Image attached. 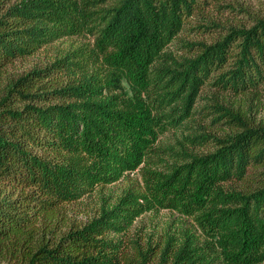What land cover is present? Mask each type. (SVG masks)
I'll use <instances>...</instances> for the list:
<instances>
[{"label":"trees","instance_id":"1","mask_svg":"<svg viewBox=\"0 0 264 264\" xmlns=\"http://www.w3.org/2000/svg\"><path fill=\"white\" fill-rule=\"evenodd\" d=\"M237 9L244 20L209 17ZM190 29L211 36L178 39ZM83 32L94 36L92 49L77 45L16 76L4 72L15 59ZM202 89L213 102L197 108ZM230 97L248 110L264 103V13L248 6L20 0L4 9L0 264L264 262V124L226 105ZM197 113L237 130L216 137ZM170 127L191 129L179 132L188 143L170 149L175 160L165 171L145 167L143 190L128 187L89 220L68 222L66 205L142 168ZM157 207L191 215L207 236L167 232L143 249L128 233L138 215Z\"/></svg>","mask_w":264,"mask_h":264},{"label":"rangeland","instance_id":"2","mask_svg":"<svg viewBox=\"0 0 264 264\" xmlns=\"http://www.w3.org/2000/svg\"><path fill=\"white\" fill-rule=\"evenodd\" d=\"M18 1L20 0H0V13L10 5L17 3ZM230 1H232L237 7H239L240 5L248 6L250 12L252 13H264V0ZM235 14L236 16L234 17L233 15ZM245 14L246 13L243 10L238 9L234 11H212L209 17L216 22L229 19V17H231L230 20L234 21L236 18L244 20ZM196 23L197 22H193V24ZM198 30L199 29H190L187 31H183L178 35V39L179 37L203 40H207L210 38L211 35L208 32L197 34L196 31ZM188 32H190V34ZM93 41L94 36L88 34L87 32L63 37L62 39L49 44L47 47L42 48L32 55L15 59L14 62L7 65L4 72L8 73L11 76H16L28 71L34 65L43 64L44 62L48 61L49 58L53 57L60 51L71 49L72 47H75L77 45H83L86 48L87 46H89L92 49ZM178 43L175 44L176 47H179L178 45L180 44ZM176 47L175 50L177 52L182 51L180 48ZM124 89L127 90L126 84L124 85ZM104 91L110 93L107 89H105ZM211 94V91L202 89L195 106L198 108L201 104L212 103L213 101L209 99L212 96ZM235 101V97H230L226 102V105L232 106V104H234V106L239 107L242 112L245 111L247 118L255 121H260L264 124V103L260 107L254 108L253 106L251 110H248V106H238V102ZM214 114H210V116ZM197 117L198 118H195L197 121H203L205 124H208L207 131L213 133L216 137H223L227 133L229 134L233 132V130H237L233 129V127L228 123H224V118H219L216 122L212 123V121H210V118L208 117L204 118L203 120L200 118V114H198ZM190 123H192L191 125H194L191 128L195 129L197 122ZM191 128H168L159 135L157 140L158 149L156 148L157 150L152 153L151 157L143 164L144 166L142 168L137 167L136 169L127 172L117 181L108 183L103 186H97L88 195L66 205L65 210L68 217V222L83 223L89 220L97 214L100 206L103 203L110 204L114 202L120 194L128 189V187L132 188L133 190H143V169L146 167L151 168L152 170L165 171V169H167V167H169L170 164L175 160L173 157V152L170 151V149L180 150L182 149L181 145L188 143L187 139L180 138L179 132L182 131L186 133ZM208 142L209 141H206V143ZM189 146L195 151H204L208 149V146L205 144H193ZM185 229H191L195 233V235L199 237L200 240L204 239L207 236L191 215L183 213L176 208L157 207L138 215L135 218L128 235L134 239L139 240L144 249L148 244H156L157 242H161L167 232H171L175 236H178L179 233ZM259 264H264V262Z\"/></svg>","mask_w":264,"mask_h":264}]
</instances>
